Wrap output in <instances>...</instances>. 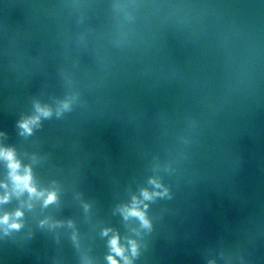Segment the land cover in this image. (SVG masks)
<instances>
[{"label": "water", "instance_id": "1", "mask_svg": "<svg viewBox=\"0 0 264 264\" xmlns=\"http://www.w3.org/2000/svg\"><path fill=\"white\" fill-rule=\"evenodd\" d=\"M0 151V264H264V0H0Z\"/></svg>", "mask_w": 264, "mask_h": 264}, {"label": "clouds", "instance_id": "2", "mask_svg": "<svg viewBox=\"0 0 264 264\" xmlns=\"http://www.w3.org/2000/svg\"><path fill=\"white\" fill-rule=\"evenodd\" d=\"M41 111L43 112L44 115H48L49 113L46 110L41 109ZM35 123V120H29V121H25L21 126L25 129V131L27 132H31V127L30 124ZM0 155L5 156L11 163H10V167L13 170V177L14 179L17 181L18 186H21L22 188H26L30 193H35L36 189L33 188L30 184V180H31V176L30 175H24V176H19L16 175V169L19 167V164L17 162L14 161L13 159V154L10 151H0ZM145 197H148V193L145 192L144 193ZM55 193H50L45 201V204L51 203L52 201L55 200ZM131 214L140 217V219L144 222L145 225H147L148 221L144 219L143 213L139 212L136 209H132L131 210ZM17 216H20L21 213L17 212L16 213ZM8 221V216H5L2 218V221L0 222H4L7 223ZM12 227L16 228L19 227L18 224H12ZM111 245L113 248V251L117 254V255H123V249L119 247L118 245V238L114 237L111 241ZM133 252H135V244L133 243ZM109 261L110 264H118V262L116 261V259H114L113 257H109Z\"/></svg>", "mask_w": 264, "mask_h": 264}]
</instances>
